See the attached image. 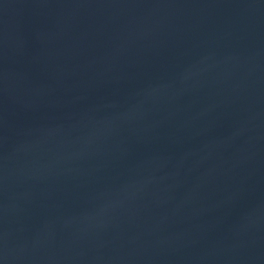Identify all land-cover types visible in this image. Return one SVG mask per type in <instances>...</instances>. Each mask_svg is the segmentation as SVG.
Segmentation results:
<instances>
[{
    "label": "water",
    "instance_id": "1",
    "mask_svg": "<svg viewBox=\"0 0 264 264\" xmlns=\"http://www.w3.org/2000/svg\"><path fill=\"white\" fill-rule=\"evenodd\" d=\"M0 264H264V0H0Z\"/></svg>",
    "mask_w": 264,
    "mask_h": 264
}]
</instances>
